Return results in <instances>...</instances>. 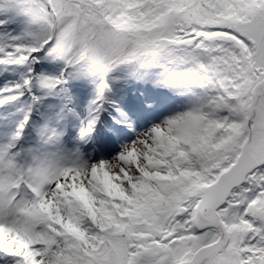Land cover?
Segmentation results:
<instances>
[{"label": "snow or ice", "instance_id": "snow-or-ice-1", "mask_svg": "<svg viewBox=\"0 0 264 264\" xmlns=\"http://www.w3.org/2000/svg\"><path fill=\"white\" fill-rule=\"evenodd\" d=\"M0 264H264V0H0Z\"/></svg>", "mask_w": 264, "mask_h": 264}, {"label": "rangeland", "instance_id": "rangeland-1", "mask_svg": "<svg viewBox=\"0 0 264 264\" xmlns=\"http://www.w3.org/2000/svg\"><path fill=\"white\" fill-rule=\"evenodd\" d=\"M113 147H115V146H113ZM111 152H112V148H106V149H105V154H106V155H110Z\"/></svg>", "mask_w": 264, "mask_h": 264}]
</instances>
